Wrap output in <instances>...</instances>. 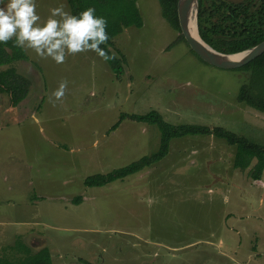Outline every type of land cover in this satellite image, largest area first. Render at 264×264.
Returning a JSON list of instances; mask_svg holds the SVG:
<instances>
[{
	"label": "rangeland",
	"instance_id": "374dc122",
	"mask_svg": "<svg viewBox=\"0 0 264 264\" xmlns=\"http://www.w3.org/2000/svg\"><path fill=\"white\" fill-rule=\"evenodd\" d=\"M36 3L42 20L61 4L71 12L68 0ZM137 5L143 26L125 29L111 49L120 78L92 51L57 64L24 49L28 59L13 64L30 84L11 109L0 89V258L23 257L14 250L22 242L34 253L48 248L53 264H264V173L257 181L236 168L224 140L174 139L143 171L84 184L159 150L155 125L125 119L112 130L123 114L156 111L174 125L220 126L264 145V112L237 101L248 75L201 60L159 0Z\"/></svg>",
	"mask_w": 264,
	"mask_h": 264
},
{
	"label": "trees",
	"instance_id": "16d2710c",
	"mask_svg": "<svg viewBox=\"0 0 264 264\" xmlns=\"http://www.w3.org/2000/svg\"><path fill=\"white\" fill-rule=\"evenodd\" d=\"M68 2L72 14H78L88 7H94L96 15L106 19L109 40L100 47L112 56L114 55L111 49L115 47V39L118 35L127 28L143 26L137 0H68ZM159 2L164 18L175 29L181 30L178 19L179 0H159ZM198 26L201 38L216 51L224 54L247 51L264 41V0H243L237 3L226 0H199ZM181 40L187 43L183 34ZM27 59L28 56L24 49L16 47L11 40L6 44H0V69H6L8 66L7 70L0 71V89L10 95L13 107L18 106L27 98L30 84L17 72V68L13 64ZM108 62L117 77L120 78L124 75L125 70L119 58L114 56ZM238 70L245 72L248 77L240 87L237 101L252 109L264 112V54ZM125 119L155 125L161 135L159 150L109 173L88 177L84 182L86 187H103L135 175L163 160L168 155L170 144L174 139L188 136H213L224 140L236 148L235 167L241 170L250 169L254 180L262 179L264 145L244 136L220 126L212 128L197 124L174 125L167 122L156 111L146 115L123 114L121 120L113 126L112 130H116ZM254 161L256 162L253 165ZM81 200V198L75 199L74 204L79 205ZM14 250L23 257L17 260L2 257L0 264H53V258L48 248L34 253L29 246L19 242Z\"/></svg>",
	"mask_w": 264,
	"mask_h": 264
},
{
	"label": "clouds",
	"instance_id": "9594fccd",
	"mask_svg": "<svg viewBox=\"0 0 264 264\" xmlns=\"http://www.w3.org/2000/svg\"><path fill=\"white\" fill-rule=\"evenodd\" d=\"M106 28V19L96 15L94 7L72 14L61 4L51 8L44 20L37 12L36 0H7L0 7V44L11 40L16 47L30 49L36 57L57 64L67 55L88 51L105 61L113 59L100 47L109 40ZM65 88L66 82H61L52 96L61 99Z\"/></svg>",
	"mask_w": 264,
	"mask_h": 264
},
{
	"label": "water",
	"instance_id": "95a60500",
	"mask_svg": "<svg viewBox=\"0 0 264 264\" xmlns=\"http://www.w3.org/2000/svg\"><path fill=\"white\" fill-rule=\"evenodd\" d=\"M195 11L197 23V37H195L190 28V16ZM198 13H199V0H179L178 3V19L179 25L183 36L191 49L199 56L204 62L215 66L220 69L234 70L242 68L256 58L264 54V41L257 46L235 54H224L216 51L208 45L200 36L198 26ZM241 57L235 58L234 56Z\"/></svg>",
	"mask_w": 264,
	"mask_h": 264
},
{
	"label": "bare ground",
	"instance_id": "6f19581e",
	"mask_svg": "<svg viewBox=\"0 0 264 264\" xmlns=\"http://www.w3.org/2000/svg\"><path fill=\"white\" fill-rule=\"evenodd\" d=\"M190 28L192 30V33L195 37L198 38L197 34V23H196V16H195V11L190 16ZM242 55L239 56H234L235 58L241 57Z\"/></svg>",
	"mask_w": 264,
	"mask_h": 264
},
{
	"label": "crops",
	"instance_id": "0c3cea01",
	"mask_svg": "<svg viewBox=\"0 0 264 264\" xmlns=\"http://www.w3.org/2000/svg\"><path fill=\"white\" fill-rule=\"evenodd\" d=\"M19 73V72H18ZM13 106L11 105V107H10V109L12 108ZM110 132H107L106 134H103L104 136H103V138L105 139V138H107L108 137V139L110 138Z\"/></svg>",
	"mask_w": 264,
	"mask_h": 264
}]
</instances>
